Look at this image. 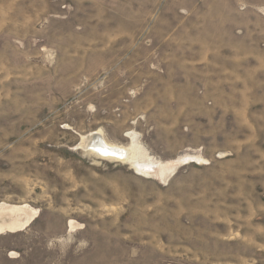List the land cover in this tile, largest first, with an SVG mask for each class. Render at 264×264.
<instances>
[{
  "label": "rangeland",
  "instance_id": "1",
  "mask_svg": "<svg viewBox=\"0 0 264 264\" xmlns=\"http://www.w3.org/2000/svg\"><path fill=\"white\" fill-rule=\"evenodd\" d=\"M0 230V264H264V0H0Z\"/></svg>",
  "mask_w": 264,
  "mask_h": 264
},
{
  "label": "bare ground",
  "instance_id": "2",
  "mask_svg": "<svg viewBox=\"0 0 264 264\" xmlns=\"http://www.w3.org/2000/svg\"><path fill=\"white\" fill-rule=\"evenodd\" d=\"M98 131L92 132L88 135L83 136V141H84V145H85L86 149L93 151L96 155H98L104 159L106 158V159H110V160L124 162L130 158V155H129V153L125 147L107 141V139L102 134L103 132L102 131L98 132ZM129 152H130V150H129ZM130 153L132 154V151ZM132 158L134 159V157H132ZM146 168H148V167H146ZM170 169H169V171H170ZM166 172L167 171H165V169L162 170V174H166ZM164 176H166V175H164Z\"/></svg>",
  "mask_w": 264,
  "mask_h": 264
}]
</instances>
